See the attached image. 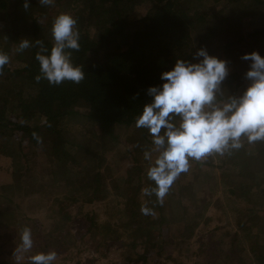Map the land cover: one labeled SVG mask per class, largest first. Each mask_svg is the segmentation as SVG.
Instances as JSON below:
<instances>
[{
  "label": "trees",
  "instance_id": "16d2710c",
  "mask_svg": "<svg viewBox=\"0 0 264 264\" xmlns=\"http://www.w3.org/2000/svg\"><path fill=\"white\" fill-rule=\"evenodd\" d=\"M29 2L25 11L23 0H0V52L9 56L8 64L0 69V138L4 144H12L16 136L19 151L24 140L34 149V158L19 152L23 162L14 163L22 175L11 188L20 193L25 190V195L38 175L64 189L62 199H104L109 193L106 160L119 142V129H134L148 147L151 145L147 130L135 127L134 120L151 100L147 88L161 83L162 72L170 70L177 59L192 61L196 50L203 47L210 55L228 61L230 71L221 85L227 81L232 88L229 93H218V99H225L241 94L247 86L244 74L250 62L241 56L253 51L264 56V0H218V11L212 10L211 0H54L51 6ZM143 2L147 4L140 5ZM248 3L259 8L256 13L248 10ZM57 11H71L77 20L80 49L72 51L71 58L85 72L79 84L65 81L52 86L44 79H34L39 74L35 54L40 51L34 42L42 41L50 49V29ZM25 38L34 46L17 52L19 40ZM12 62L15 65L11 66ZM239 80H244L243 85ZM63 121L77 124V131L68 132ZM86 123H94L96 129H83ZM36 154H42L44 160L39 161ZM214 157L216 160L194 162L199 169L203 164L217 167L229 205L236 203L240 210L250 206L239 228L251 240L254 232V239L242 245L237 232L212 227L222 236L228 234L226 241L220 240L212 264H264V215L255 214L257 204L264 202V142L245 141L240 150ZM140 171L134 163L125 168L122 183H114L117 195L123 198L117 204V219L91 222L87 226L90 237L108 245L119 243L127 253L136 247L137 239L144 241L143 231L173 222L176 237L188 243L202 217L200 209L184 215V202L196 200L187 193L188 180L179 179L171 187L170 201L178 212L172 209L170 216L163 210L167 195L158 203L155 196L146 197L142 192L150 185L148 180L144 185L134 181ZM194 186L197 193L199 185ZM10 203L12 200L0 192V264H15L12 252L17 244L12 249L7 245L19 242V235L14 230L7 232L8 227H27L18 216L6 219ZM12 205L15 215L22 213L20 204ZM142 206L151 213H141ZM209 221L204 217V224ZM159 235L148 238L153 240L151 249L164 245ZM63 237L68 247L73 246L76 238ZM46 244L48 241L32 251H44ZM135 260L148 264L144 254H137Z\"/></svg>",
  "mask_w": 264,
  "mask_h": 264
},
{
  "label": "clouds",
  "instance_id": "9594fccd",
  "mask_svg": "<svg viewBox=\"0 0 264 264\" xmlns=\"http://www.w3.org/2000/svg\"><path fill=\"white\" fill-rule=\"evenodd\" d=\"M37 2L41 6L54 4V0ZM22 7L27 11L29 0H23ZM50 31V49L42 41L34 42L40 47L35 54L39 74L34 79H44L52 86L65 81L79 84L85 72L71 58L72 51L80 49L76 18L60 13L53 19ZM34 45L29 39H20L16 51L23 52ZM241 59L250 63L244 74L247 86L239 95L218 99L228 74V61L210 55L203 47L196 50L192 61L177 59L170 70L160 74L159 85L147 88L151 100L134 120L135 127L146 129L151 137L152 147L143 153L149 161L145 174L150 185L142 189L146 197L155 196L162 204L173 183L181 173L189 171L192 162L206 160L213 154L230 155L240 150L245 141L264 142V56L253 51ZM8 62L9 56L0 52V69ZM140 211L151 213L144 206ZM32 249V232L25 227L12 252L15 264H55V251Z\"/></svg>",
  "mask_w": 264,
  "mask_h": 264
},
{
  "label": "rangeland",
  "instance_id": "374dc122",
  "mask_svg": "<svg viewBox=\"0 0 264 264\" xmlns=\"http://www.w3.org/2000/svg\"><path fill=\"white\" fill-rule=\"evenodd\" d=\"M211 1L212 10L218 11L220 8V4L217 3L218 0ZM145 3L143 2L140 5H145ZM247 8L254 13L259 9L251 3L247 4ZM60 13H65V11H57L56 16ZM70 13L71 11H67V14ZM10 64L11 66L15 65L13 62ZM227 68L229 73L230 69L228 66ZM239 81L243 85L244 80ZM221 88L225 93H229L232 85L226 81L221 85ZM63 122L68 132L74 133L77 131V124L71 121ZM82 127L88 131L96 129L94 123H86ZM136 133L131 128L119 129V142L114 150L108 154L106 160L108 168L105 170V175L108 186L107 191L109 192L108 196H105L102 200H93L91 202H83L80 199L76 201L62 199L61 195L65 193L64 189L56 188V184L52 183L49 178H41L38 175L36 176L37 180L30 186L29 195L24 194L25 190L22 193L14 191L11 185L18 183L22 175V171L17 170V166L20 165V162H23L19 152H24L28 155V158H34V149L28 140H24L20 143L22 150L19 151L16 144V141H18L16 136H13L12 144H4L2 138H0V192L9 197L13 203L20 204L22 210L21 214L19 213L18 215L17 213L15 215L13 203H10V207L6 210V212L9 210V215L6 219L18 216L17 219L27 223V228H30L32 232L33 249L37 245H44L48 241V244L44 246V252L55 251L57 253L55 264H139L135 260L137 254H144L148 264H212V261H216L215 257L217 247L221 244L220 240L226 241L228 239V234L222 236L221 232L212 230V227L216 225L227 229L229 233L237 232L239 243L242 245H249L252 242L254 232H252L253 237L251 240L250 237L242 235L239 228L241 226L240 223L246 219L250 206L245 210H240L238 205L236 207V203L229 205L226 199L227 192H223V183L217 167L203 164L199 169L195 162H192L188 172L181 173L175 181L177 182L179 179L182 181L188 180L187 193L188 195H194L192 197L196 199L194 202L189 200L184 202V215L190 214L192 210L199 212L200 209L201 214H199L202 216L197 225L193 227L188 243H181L182 241L176 237V232L178 231L175 230V223L173 222H169L166 225L165 223L162 224L161 229L154 228L143 231L146 233L144 241L141 242L137 239L138 244L136 247L131 248L130 251L127 250V253H125L126 248L119 243L108 245L104 244L106 241L101 243L96 238L90 237L91 231H88V224L93 221L100 223L105 219H117V204L123 198L117 195L114 183H122V173L126 167L132 165V163L139 165L142 171L136 176L134 175L133 179L134 181H139L141 185H144V182L147 181L145 173L149 166V161L144 159L143 153L150 150L152 145L148 147L142 140V136ZM126 144L129 149L131 148L129 153L125 150ZM152 156L154 158L155 153ZM37 157L39 161L44 160L42 154ZM213 158H215L214 154L203 161H210ZM133 159L134 162H132ZM213 163H215L214 160ZM175 182L173 185H176ZM195 183L199 185L197 193L194 192ZM41 184L45 185L42 186ZM171 189L163 206V210L170 216L171 212H178L176 207H172L173 203L170 201V198H173L170 196ZM173 191L174 193L177 192V190ZM214 200H217L215 201L216 203H214ZM206 201L210 202L207 206L204 204ZM257 205L259 206L255 214L264 215V211H262L264 202H259ZM204 217L210 218L209 224H204ZM8 228L7 232L14 230L18 235L21 231L20 229L18 230V227L12 228L9 226ZM158 233L164 245L151 249L150 245L153 240L148 238L155 237ZM64 234L76 238L75 243L72 244L73 246H67L66 239L63 237ZM149 234L150 236H148ZM130 239L131 237H128V240ZM154 239L156 240V238ZM18 243L15 241L7 246L12 249ZM177 252H180L178 260L176 259ZM215 264L217 263L215 262Z\"/></svg>",
  "mask_w": 264,
  "mask_h": 264
}]
</instances>
